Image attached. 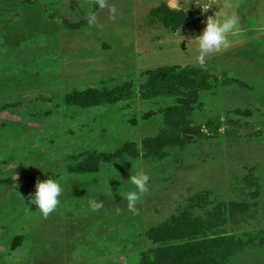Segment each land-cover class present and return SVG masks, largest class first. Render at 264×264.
Returning <instances> with one entry per match:
<instances>
[{"label":"rangeland","instance_id":"obj_1","mask_svg":"<svg viewBox=\"0 0 264 264\" xmlns=\"http://www.w3.org/2000/svg\"><path fill=\"white\" fill-rule=\"evenodd\" d=\"M0 264H264V0H0Z\"/></svg>","mask_w":264,"mask_h":264},{"label":"clouds","instance_id":"obj_2","mask_svg":"<svg viewBox=\"0 0 264 264\" xmlns=\"http://www.w3.org/2000/svg\"><path fill=\"white\" fill-rule=\"evenodd\" d=\"M98 2L101 8L105 7V0H98ZM210 8L211 6L205 5L202 11H207ZM91 19L94 20L95 17ZM204 24L202 32L192 39L196 42L199 53L193 59L200 66L205 65L206 57L210 53L218 52L229 46L231 42L229 34H235L238 31L239 17L235 14L218 16L216 12L214 15L208 16ZM132 169L133 172L127 180V183L132 187L124 193L123 199L127 201L128 210L135 212L138 202L149 190L150 176L145 173L142 167L137 166ZM63 190L62 182L58 179L38 180L35 184V192L30 196V203L34 204L39 213L46 217L61 203L60 198ZM88 203L93 211L103 207V202L98 199L89 200Z\"/></svg>","mask_w":264,"mask_h":264}]
</instances>
